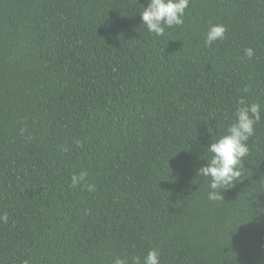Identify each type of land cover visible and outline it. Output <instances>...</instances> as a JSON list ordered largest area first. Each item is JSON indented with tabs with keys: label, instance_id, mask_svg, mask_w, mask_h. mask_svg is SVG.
<instances>
[{
	"label": "trees",
	"instance_id": "trees-1",
	"mask_svg": "<svg viewBox=\"0 0 264 264\" xmlns=\"http://www.w3.org/2000/svg\"><path fill=\"white\" fill-rule=\"evenodd\" d=\"M147 3L0 0V264H264V0H190L162 36ZM241 99L261 119L211 201Z\"/></svg>",
	"mask_w": 264,
	"mask_h": 264
},
{
	"label": "clouds",
	"instance_id": "clouds-1",
	"mask_svg": "<svg viewBox=\"0 0 264 264\" xmlns=\"http://www.w3.org/2000/svg\"><path fill=\"white\" fill-rule=\"evenodd\" d=\"M190 0H148L146 6L140 12L142 25L156 36H162L166 28L182 26L184 24L185 10L188 8ZM226 27L222 24H213L209 27L205 43L211 45L217 40L225 37ZM244 54L248 58L254 56V49H245ZM236 119L231 123L227 131L218 139H213L206 146V152L211 153V158L207 163L197 169V175L210 177L208 199L211 201L223 200V191L233 185L241 176L240 167L243 158L249 152L247 141L255 134V125L261 119V105L258 102L246 103L244 99L239 101ZM86 172L79 175L73 174L71 183L73 186L79 185L85 180ZM89 191H94V185H88ZM0 220L7 223V214L0 215ZM160 254L158 249H151L143 257H134V264H159ZM24 264H29L26 260ZM114 264H128L127 260L116 258Z\"/></svg>",
	"mask_w": 264,
	"mask_h": 264
}]
</instances>
